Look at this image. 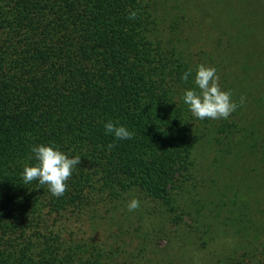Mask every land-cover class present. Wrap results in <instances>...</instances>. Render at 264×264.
<instances>
[{"label":"trees","instance_id":"obj_1","mask_svg":"<svg viewBox=\"0 0 264 264\" xmlns=\"http://www.w3.org/2000/svg\"><path fill=\"white\" fill-rule=\"evenodd\" d=\"M200 64L239 105L227 119L200 120L183 101ZM108 122L133 137L106 134ZM39 144L81 157L61 197L23 181ZM245 160L253 167L236 169ZM223 174L241 184L218 188ZM255 189L263 194L264 0H0V264H170L151 233L175 240L159 221L182 216L197 248L219 218L237 238L213 264H264Z\"/></svg>","mask_w":264,"mask_h":264},{"label":"clouds","instance_id":"obj_2","mask_svg":"<svg viewBox=\"0 0 264 264\" xmlns=\"http://www.w3.org/2000/svg\"><path fill=\"white\" fill-rule=\"evenodd\" d=\"M137 11H129V19H135ZM191 70L185 72L183 80H187ZM194 83L197 88L189 89L184 92L183 101L188 105L192 115L200 120L227 119L239 106L232 99L231 91L221 89L219 76L216 69L205 64H200L196 68ZM245 98H240L239 104L242 105ZM106 134H112L118 140L131 139L134 135L122 125L108 122L104 125ZM112 144L108 145L111 149ZM34 155L35 164L25 165L22 178L25 184L38 181L40 185H47L48 190L54 197H61L67 191V181L71 178L73 169L80 164L79 155L69 157L66 153L59 150L54 144H39L31 148ZM140 206V201L133 198L128 203V210L134 211Z\"/></svg>","mask_w":264,"mask_h":264},{"label":"rangeland","instance_id":"obj_3","mask_svg":"<svg viewBox=\"0 0 264 264\" xmlns=\"http://www.w3.org/2000/svg\"><path fill=\"white\" fill-rule=\"evenodd\" d=\"M248 118H249V113H248ZM201 134L203 140L205 141L206 133L201 132ZM201 151L202 152H199V156H198L200 161L198 166L201 169V174L203 178L205 176L208 177L210 175L211 169L209 168V164H210L209 158H211V156L210 155L207 156L204 154L205 151L203 150ZM252 165L253 163L251 161L245 160L244 162L237 161L235 166L236 169H241L242 167L247 168ZM236 175H240V173H236ZM210 177L211 179H213L211 175ZM237 180L239 181V179ZM202 181L203 182L201 185L203 188H206L210 183L208 178H203ZM256 181H258L257 183L262 184L261 179L259 180V178H257ZM224 183H230L233 186H236L237 185L236 183L241 184L240 181L235 182L231 180V175L228 176L224 174L220 175L219 177H216L213 184L216 185L218 188H221V185ZM255 190L258 192V193L255 192L256 194L255 196H258L260 198L259 200H261L259 207L264 208V191L262 194L261 191H258L257 189ZM199 192L201 197L208 200L209 194L206 189H201ZM229 195L230 193L226 192L225 197L222 200L226 204ZM149 207L150 206L147 207L148 210L154 212V216H155V210H152V208ZM211 208L207 207V211L210 210ZM220 217H222V215ZM212 224H213L211 230L212 234L210 240L208 241V243H206V245L203 248H197L198 246L196 242L195 244H193L191 239L190 240L188 239L189 237L192 236L190 235L185 237L181 236L189 232L190 230L189 226L193 227V224H191V221L189 220V218H187V216H182V220L177 225H170L168 223H162L161 221H159V226H161L160 229L166 230L167 228V230L170 232L169 235L175 236L176 239L169 242L168 240L163 238V236L160 234V231L155 230L154 232L151 233L152 237H154L153 248L158 252V254L162 256H166L167 262H169L170 264H213L214 260L219 258L221 254L226 253L229 250V248L235 247L238 241L237 238L230 231L222 227V225L220 224V218L214 221V223ZM201 239H204V236H202Z\"/></svg>","mask_w":264,"mask_h":264}]
</instances>
